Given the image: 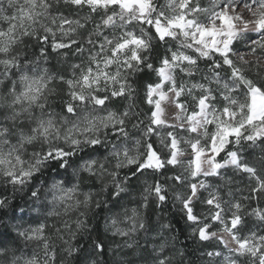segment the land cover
Returning a JSON list of instances; mask_svg holds the SVG:
<instances>
[{
  "label": "snow or ice",
  "instance_id": "obj_1",
  "mask_svg": "<svg viewBox=\"0 0 264 264\" xmlns=\"http://www.w3.org/2000/svg\"><path fill=\"white\" fill-rule=\"evenodd\" d=\"M233 2L211 0L212 6L205 8L200 5V0H163V6L158 5V0H0V4L6 3L15 9L14 13L6 14L0 8V25H3L0 26V88H3L0 92V176H6V183L13 188L22 189L35 179L41 165L55 159L59 161L58 169L59 164L74 154L48 148L39 154L33 152V161L26 164L17 149H12L7 157L3 152V145L10 138L14 143L18 141L22 149L28 145H43L58 135L48 112L49 99L56 88L50 81L59 79L62 85L67 86L74 103L66 105V111L71 113L77 105L92 104L104 110L110 101L128 98L134 91L128 82L129 76L151 72L159 79L146 90L147 103L155 109L148 132L163 126L183 128L189 134V138L183 140L178 139V135L170 136L168 144L171 151L167 164L175 165L186 149L192 176L218 177L222 169H233L247 174L253 182L249 189L253 195L245 199L264 200V85L258 86L245 75L250 61L243 56L239 57V63L233 59L234 46L239 50L238 42L245 41L250 33H257L259 37L248 36L252 51L264 50V0H255V8L251 3L245 4L251 12L249 20L231 10ZM225 3L229 7H223ZM57 5L75 9L77 14L79 10L87 9V14L78 15V18L53 15ZM93 14L99 15L98 21ZM33 38L40 44V61L45 59V48L48 47L60 54L65 62L75 55L83 57V63H71V79L53 76L47 68L43 74L29 75L32 72L30 65L36 61L25 63L27 53L23 49ZM154 40L165 45L175 42L173 48L167 49V56L159 57L158 64L150 58ZM200 60L213 62L209 75L205 77L206 84L180 79L178 74L195 78ZM262 63L264 61H258L254 67L260 70ZM225 66L227 72L222 74ZM17 76L19 78L15 79ZM261 78H264V71H261ZM181 97H191V111L180 102ZM169 100L179 110V126L168 124L163 119L162 105ZM217 103L220 107L216 106ZM37 110L48 118L37 115ZM127 115L124 113L125 117ZM96 123L92 122L94 126ZM99 125L116 127L117 135L128 134L124 120L116 121L113 114L101 117ZM78 143L74 141V144ZM91 143L99 144L100 141ZM244 143L260 149L261 155L257 160L245 161L242 158L240 146ZM229 145H235L236 150H229ZM221 154L226 156L224 162L217 159ZM164 166L165 161L161 160L154 147L145 152L144 160L137 165L141 173ZM32 188L34 190L29 192V196L39 195L34 185ZM210 188L211 185L202 179L198 182L193 180L183 202L185 216L195 227L193 235L202 241L212 240L217 238L216 232L210 231L213 223L222 225V230L235 243V248L228 249L232 255L249 257V264H264V235H239L245 216L255 217L256 221L264 224V207L245 211L246 205L242 202L225 200L218 190ZM202 190H208L207 199L203 202L209 206L210 219L208 216L201 218L194 212L195 203L201 201L195 198L197 195L201 198ZM156 192H160L159 187H156ZM231 195L229 192L228 196ZM160 199L163 200L164 196ZM9 202L7 197L0 198V209L7 207ZM228 214L230 220L225 219ZM50 228H55V225L39 224L19 232L18 236L25 241L39 242L42 254L14 258L13 264H55V253L51 251L52 236L46 232ZM55 233L60 236L59 228ZM3 235L0 233V259L7 256ZM224 244L227 248L228 242ZM225 261L226 264H235L231 256L225 257Z\"/></svg>",
  "mask_w": 264,
  "mask_h": 264
},
{
  "label": "clouds",
  "instance_id": "obj_2",
  "mask_svg": "<svg viewBox=\"0 0 264 264\" xmlns=\"http://www.w3.org/2000/svg\"><path fill=\"white\" fill-rule=\"evenodd\" d=\"M35 61V64L30 65L31 75L43 74L47 67L39 60ZM135 92L136 89L127 98L123 109L119 104H109L104 110L87 104L77 105L76 110L69 113L66 105L74 102L68 90V99L64 102L65 111H56L58 106L49 99L48 109L52 110L48 112L55 122L58 135L43 145H28L22 149L19 142L14 143L12 138L3 145L5 157L15 148L26 164L33 161V152L39 154L48 148L74 153L59 164L58 169L56 165L59 161L55 159L41 165L35 173V179L23 186L27 192L34 185L35 191L39 193L34 197L29 196V200L35 204L36 212L54 217L62 224L59 229L62 238L55 233L51 240L55 264H187V257L178 248L179 239L173 235L171 213L165 215L161 207L165 206L166 211V205L171 203L174 211L185 213L182 205L196 179L191 174L189 152L185 149L175 165L167 164L171 151L168 140L173 134L166 132L167 127L163 126L148 132L152 127V116H147L146 121L132 122L133 117L139 115L133 104ZM59 96L55 88L51 97ZM124 113L128 115L125 117ZM109 114H113L116 121L124 120L127 136L117 135L116 127L99 125L100 118ZM37 115L44 114L37 110ZM44 118L48 116L44 115ZM93 121L97 122L95 126ZM142 124L144 127H141ZM133 132L139 135L134 136ZM113 135L117 138L115 142L111 138ZM153 136L165 166L151 172L160 175L170 167L175 173L169 179L176 180L175 184L165 186L159 180H151L146 171L143 172L144 176L140 175L141 169L137 165L144 160L145 152L152 150L153 143L149 141ZM93 140H99L100 143L93 144ZM74 141L79 143L74 144ZM53 168L56 169L55 173L52 172ZM162 179L163 176H160ZM6 181V176H0V183ZM35 181L39 182L38 185ZM156 187L160 188L159 193ZM69 192L71 196L67 195ZM161 196H164L163 200ZM195 199L201 200L199 195ZM110 204L117 205L122 211L114 210ZM252 218L255 220V217ZM93 228H96V233L92 232ZM90 235L92 240L89 243ZM97 236H100L99 241ZM225 236L229 237L228 233L225 232ZM216 237L220 238L218 233ZM81 239L83 243L78 245L77 241ZM84 243H89L88 248H84ZM229 243L235 245L231 239ZM210 254H207L210 261L204 264H215L216 258L221 256V253ZM19 257L27 258L22 252L19 255L7 254L5 259H0V264H13L14 258Z\"/></svg>",
  "mask_w": 264,
  "mask_h": 264
},
{
  "label": "trees",
  "instance_id": "obj_3",
  "mask_svg": "<svg viewBox=\"0 0 264 264\" xmlns=\"http://www.w3.org/2000/svg\"><path fill=\"white\" fill-rule=\"evenodd\" d=\"M158 5L163 6V0H158ZM2 8L5 10L6 14H12L15 12L14 8L9 7L6 3L2 4ZM53 15H67L71 18H78L84 14H87V9L79 10L77 14V10L69 9L66 6L57 5L56 10L52 12ZM95 20H99V15L93 14ZM3 26V25H0ZM94 26V25H90ZM26 40L28 38H25ZM175 42L169 43L165 45L163 43L157 42L154 40V48L153 55L150 57L154 64L159 63V57L167 56L168 48H173ZM176 49L179 50V45H175ZM24 52L27 53L25 58V63H28L32 60L40 61V44L35 41L33 38L29 40L28 46L23 49ZM47 53L46 61H40V63L49 68V72L53 76H63L65 78L70 77L71 68L70 65L73 62L83 63L84 58L73 55L71 59L67 62L61 59L60 54L50 51L48 47L45 48ZM189 54H192L190 50H185ZM198 55V54H196ZM251 63L248 65V70L245 72V75L249 79H253L254 82L259 85H264V78H261V71H264V66L260 65V70H258L254 65L257 63L256 61H250ZM213 62H206L204 60L199 61V72L195 78L184 77L183 74H178L179 77L185 82L189 83H207L205 77L209 75V69L211 68ZM55 66L54 68L52 66ZM67 68V71H64ZM227 66L222 70V74H226ZM17 76L15 79H18ZM158 77L155 76L154 73H136L129 76V83L132 84L133 88L136 89L134 93L135 99L133 100V104L135 106V111L139 114L136 117H133V123H139L140 120H145L147 116H152L154 112L153 105L147 103L146 90L150 84H155L158 81ZM7 83V81L5 82ZM53 85L56 86L57 91L60 93L59 97H50L51 102L58 107L55 109L56 111H65L64 102L68 99V90L66 85H62L61 81L58 79L53 82ZM1 90L3 88H0ZM199 95V93H194ZM240 99H243L241 96ZM127 98H117L115 101H110V105L119 104L121 109L126 106ZM188 106V110L191 111L193 108V102L191 101V97H181V101ZM51 111L52 109H48ZM141 127H144L142 124ZM212 128L210 127L209 130ZM166 132H170L173 135H178V137H183V135L187 134L183 128H166ZM212 131V130H211ZM134 136H138L139 133L133 132ZM112 140L115 142L117 138ZM149 142L153 143V147L159 151L157 144L155 142V136H153L152 140ZM183 146V144H182ZM264 146V145H262ZM229 150H236L235 145H229ZM240 155L245 161H255L261 155L259 148H253L247 143H244L240 146ZM220 162H224L226 159L225 154H221V157L217 158ZM56 169L53 168L52 172L55 173ZM134 171V169L132 170ZM148 178L151 180H159L161 183H164L165 186L168 184H175L176 180H170L175 170L165 169L163 173L160 175L153 174L150 170L146 171ZM130 174V173H129ZM47 176V173L45 174ZM141 176H144L145 173H140ZM160 176H163V179L160 180ZM222 177V178H221ZM203 177H201L202 179ZM135 179V178H133ZM206 181L211 185L210 190L219 191V194L228 201L242 202L246 205L245 211H251L253 207H264V200L252 199L248 200L245 197H250L253 194L249 191L253 182L248 178L247 174L236 172L233 169H222L221 176L218 177H204ZM199 179L196 178V181ZM38 185V181L34 182ZM132 183V181H130ZM34 190L32 187L26 192L24 188L16 189L13 188L12 185L7 183H0V198L7 197L10 201L8 206L0 209V216L3 217L0 220V233L4 234L2 239L7 247L8 252H18L22 248H20L19 236L16 231V225L19 219H22V215L27 212L30 207L34 205V203L29 200V192ZM187 190V189H185ZM231 192L233 195L231 197L228 196V193ZM208 196V190L203 191L201 196V201L195 203L194 212L197 213L201 218H204L207 215H210L209 206L203 203V200ZM112 208L116 211H122L117 205L110 204ZM103 211V209H101ZM161 211L165 212V215L171 213L172 216V224H173V235L177 236L179 239L178 248L182 250L187 257V264H204L205 261H210V257L207 255L208 252L215 249L214 240L202 241L198 236L193 235L195 231V227L189 222L185 216L184 212H177L173 210V205L171 203L161 207ZM208 211V212H206ZM206 212L207 215L204 214ZM22 214V215H21ZM21 215V216H20ZM228 217V216H226ZM231 217V216H229ZM245 223L243 225L242 231L239 233L242 237L252 235L253 233L257 235H264V224L254 220L252 217L245 216ZM207 222V221H205ZM49 226L55 225V228L47 229L46 232L50 236H54L56 228H62V224L57 222L55 218L49 219ZM96 228L92 229L93 233H96ZM63 235V232L61 233ZM102 235V233H101ZM96 239L99 241L100 236H97ZM92 240V236H89V243ZM83 243V240L77 241V244ZM89 243H84V248H88ZM103 247V245H102ZM58 251V249H57ZM83 251V249H81ZM107 252V248H105V253ZM249 257H240L238 259V264H249ZM79 264V262H78ZM215 264H221L220 258H216Z\"/></svg>",
  "mask_w": 264,
  "mask_h": 264
},
{
  "label": "rangeland",
  "instance_id": "obj_4",
  "mask_svg": "<svg viewBox=\"0 0 264 264\" xmlns=\"http://www.w3.org/2000/svg\"><path fill=\"white\" fill-rule=\"evenodd\" d=\"M246 3H251L253 5V8L256 7L255 0H243V3L241 2V0H234V2L231 4V10H235V12L237 14L242 15L245 20H249L252 18V16H251V12L245 7ZM200 5L202 7H205V8H210L212 6L211 0H200ZM223 7H229L228 3H225L223 5ZM0 8H2V4H0ZM201 19L204 20L205 23H207V21L204 17H201ZM248 36H255L256 38H259L257 33H250V34H248ZM248 36L245 37V41L238 42L240 45L239 50H236V48L234 46L235 55L233 56V59L236 60L237 63H239V57L240 56H243L244 59L247 61H256V62L264 61V50L257 49L255 52H253L252 48H251V41L248 39ZM261 65L264 66V63H262ZM29 75H31V73H29ZM71 78H72V72H70L69 79H71ZM0 92H3V89L2 90L0 89ZM4 94L6 95L7 93L5 92ZM214 103H216V102H214ZM216 106L220 107L219 103H217ZM162 107L164 108L163 119H165V121L168 124L176 125L177 123H181V121H179L177 119V116L179 114V110L175 107L174 103L171 100H169V102H167V103H164L162 105ZM154 111H155V109H154ZM211 130H213V129H211ZM183 137L185 139H187V138H189V135H183ZM182 147H185V146L183 145ZM198 179L201 180V177H198ZM202 180H204L206 183L209 182V181H206L204 179V177L202 178ZM34 209H35V204L32 207H30V209L27 212H25L23 215L21 214L22 216L20 215L22 217V219H19V221L17 222V225H16L17 234L21 231H24L26 228L37 227L39 224H48L49 219L54 218V217H48L46 215H41L40 213L36 212ZM206 212H208V211H206ZM206 212H204L205 215L208 214V213L206 214ZM209 213H210V215H207V216L210 219L211 218V212H209ZM226 216H228V217H225L226 220L231 219V217H229L230 214H228ZM222 229H223L222 225L217 226L215 223H213V227L210 231H215L216 233H218L220 238L219 239H217V238L212 239V240L216 241L215 249H213L212 251H210L208 253H212V252L221 253V256L217 257V258H220L221 264H226L225 257H229V256H231L232 260L235 261V264H238V259L240 257H236V256L232 255L228 250L230 247H235V245L229 243L230 237L225 236V232ZM19 241H20V243H19L20 248H22V249L16 253L15 252H8L9 255H11L12 253L19 255L22 252V253H24V255L26 257H31L34 253H41V246H40L39 242H28V241H25L22 237H19ZM225 241L228 242L227 248L225 247V244H224Z\"/></svg>",
  "mask_w": 264,
  "mask_h": 264
}]
</instances>
